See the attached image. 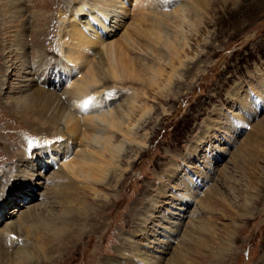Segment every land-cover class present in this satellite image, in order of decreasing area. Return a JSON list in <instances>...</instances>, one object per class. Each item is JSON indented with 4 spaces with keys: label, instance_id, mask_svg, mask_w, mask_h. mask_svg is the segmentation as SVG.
<instances>
[{
    "label": "rangeland",
    "instance_id": "obj_1",
    "mask_svg": "<svg viewBox=\"0 0 264 264\" xmlns=\"http://www.w3.org/2000/svg\"><path fill=\"white\" fill-rule=\"evenodd\" d=\"M21 1L25 3L28 19L30 18L28 24L31 25V19L34 18L40 26L43 25V35L40 33L38 38L45 40L44 47L50 52L54 50L57 53L58 27L65 17L59 16L58 12L69 14L71 8L75 7L74 1ZM3 3L5 0H0V19L9 21L8 16L1 14ZM208 3L209 6L196 27L188 23L182 27L187 43L182 62L184 66L197 63L198 67V71L194 70L190 76L180 77L179 83L183 87L173 88L175 91L182 89L183 96L178 101L170 100V97L158 101L152 97V93L147 95L149 99H146V103L150 110L140 122L142 124L146 121L145 124L136 122L130 127L138 133V140L146 139V142L144 145L133 144V149L127 150L125 160L115 172L118 183L101 190V199L96 201L92 196L82 195L88 205L92 206L93 212L97 213L94 215L96 221H91L86 228H81L79 233L71 236L61 254L54 251L49 253L47 259H41L35 264H111L112 260L123 264H140L138 257L132 253H126L131 259L124 263L123 252L119 249L117 251L127 239L133 240V251L144 248L147 252L139 259L159 257L155 248L170 242L168 253L159 258L161 264H167L174 249L183 253L185 263L190 261L199 264L201 251L192 246L193 242L188 238L187 241L183 235L184 230L189 227L190 218L195 227H208L207 232L195 236L196 243L201 238L205 246L213 248L210 261L206 264H264V127L261 128L262 123L264 125V0H209ZM181 4L188 6L190 0H177L173 7ZM132 5V2L125 5L127 12L120 15L122 19L118 21V27L111 20L110 23L104 21L105 26L109 23L107 33L112 34L113 38L121 37L131 22H134ZM117 12L120 14V11ZM74 14L79 19V26L86 29L87 15ZM7 24L4 26L0 22L1 75L5 70V63L10 59L6 55L7 48L16 40L13 28L7 29ZM87 31L89 38L93 37L92 30ZM25 37L28 38V33ZM27 42L32 44L31 37ZM25 59L30 66L39 64L36 53L29 49L25 52ZM21 61L22 59L19 62L17 59L16 65L7 69L4 74L5 85L0 87L1 105L7 106L18 98L21 95L18 86L23 85L25 78H30L22 68ZM71 66L69 68L73 67ZM184 66H177L179 73L185 72ZM80 76L76 75L73 80ZM188 83L193 84L189 92L183 89ZM56 85V92L60 94L61 88L58 83ZM65 86L70 88V82H65L61 87ZM45 89L51 91L53 86ZM236 100L243 104L239 105ZM4 116L5 119L0 118V143L8 144L14 156L24 153L28 155L33 150L37 152L49 143H54L52 140L49 143L44 141L45 135L40 128L26 126L7 114ZM6 126L10 129H5ZM207 136V143L201 146L198 154L192 156V149L200 146ZM61 140L63 139L60 138L59 141ZM246 140L249 142L248 146L255 149L253 151L259 150L260 154L257 153L258 158H254V161H248L250 164H245V159L240 157L241 149L246 148L243 146ZM69 153L65 161L53 154L45 156L46 161L52 164L45 170L37 168L33 172V185L30 184L33 189L28 198H21L19 195L15 204L7 207L5 215L0 214V232L30 205L37 212H44L45 208L41 203L46 190L42 186L43 177L49 179L51 172L72 161L74 155ZM9 161L3 158L0 160V205L4 198H14L21 182V178H16V182L11 179L8 181V172L4 176V172L13 169L15 159L6 163ZM129 164H133L131 170L127 166ZM24 171L29 173L27 169ZM167 174H171L170 179L161 182L160 178ZM14 175L16 173L13 177ZM181 179L197 186L195 198L190 199L185 195ZM254 183L257 184L256 189H253ZM149 185L153 188L141 200L142 191ZM14 190L15 193H12ZM157 190L163 193L158 196ZM182 199L187 201V213L183 218L180 216V232L174 240H170L166 238L170 233L165 229L169 228V221L171 223L178 218V209L181 207L174 205ZM203 199L208 204L206 209L199 204ZM155 200L158 202L154 203ZM246 200H249L248 203ZM145 203L153 212V217L147 222L148 215H143L140 221H136L135 214L130 216L131 212H136ZM246 209L249 211L247 214ZM49 210L54 211L51 221L63 216L57 206ZM127 222L129 225L124 229ZM136 222L143 223L141 227H144L145 235H131ZM79 235H82L81 239ZM157 240L161 242L160 245L156 243ZM219 241L228 243L226 252L222 251L223 255L219 253L222 248L218 246ZM45 243L48 250L55 248L53 242ZM188 247L191 250L190 258L187 255ZM206 251L204 252L208 254ZM185 255L190 260L185 259Z\"/></svg>",
    "mask_w": 264,
    "mask_h": 264
},
{
    "label": "bare ground",
    "instance_id": "obj_2",
    "mask_svg": "<svg viewBox=\"0 0 264 264\" xmlns=\"http://www.w3.org/2000/svg\"><path fill=\"white\" fill-rule=\"evenodd\" d=\"M73 1L75 7L71 8L69 14L58 12L59 16L65 15V17L58 27L57 53L54 50L50 52L44 47L45 40L41 41L40 37L38 38L43 25L40 26L34 18L31 19V25L28 24L30 18L28 19L24 2L5 0V3L1 4V14L8 16L10 20L4 21L2 18L0 22L4 26L9 23L7 29L13 28L16 40L11 47L7 48L6 55L10 59L5 63L2 75L0 74L2 77L0 78V87L5 85L4 74L7 69L13 68L17 59L18 62L22 59L21 66L26 71L25 73L30 75V78H25L23 85L18 86V92L21 94L18 98L7 106L0 103V118L5 119L4 115L7 114L10 118H15L26 126L40 128L45 135L44 141L49 143L52 140L54 143H49L40 151L33 150L28 155L24 153L16 156L11 153L8 144L0 143V160L3 158L5 161L13 162L15 159L12 163L13 169L4 172V176L8 172L6 176L8 181L11 179L15 182L16 178H21L18 193H15L17 190L15 189L12 192L15 193L14 198L11 196L4 198L0 205V214L5 215L7 207L10 204H15L19 195L21 198H28V194L33 189L31 186L33 185L31 176L35 175L33 172L37 168L45 170L52 164L46 161V155L53 154L65 161L69 152H72L74 159L63 163L64 166L57 171L51 172L52 175H49V179L43 177L42 184L44 185L42 186H45L46 190L42 195L41 203L45 208L44 212H37L33 209V205H30L26 211L19 212V217L15 221L9 222L10 224L5 225V228L1 230L0 264H35L41 259H47L49 253L54 251L61 254L64 245L69 242L71 236L79 233L81 228H86L88 223L95 220L96 216L94 215H97L82 195L92 196V199L95 198L96 201L101 199L99 198L101 190L106 187L111 188L112 184L118 183L115 172L125 160L127 150L131 151L134 147L133 144L143 143L142 145H144L146 142V139L138 140L136 135L138 133L136 130H131L130 127L132 123H140L147 116L150 110L146 103V99H149L147 95L152 93L154 95L152 97L158 101L168 97L170 100L178 101L183 96V90L175 91L173 88L183 87V84L179 83L180 77L190 76L198 68L197 63L184 66L182 62V57L185 56L183 55L185 54L184 49L187 46L182 27L186 23L196 27L201 15L209 6V0H190V5L181 4L175 8L173 6L177 0ZM130 2L133 3L132 11L135 20L131 22L121 37L113 38L112 34L107 33L109 20L118 27V21L122 19L120 15L127 12L125 5ZM172 7L173 9L168 11ZM74 11L76 15L78 13L87 15L86 29L79 26V19L77 20ZM117 11H120V14ZM104 21L105 23L109 22L108 26H105ZM88 29L93 32L91 38H89ZM26 33H28V38L31 37L32 44L27 42ZM41 35L43 34L41 33ZM27 49L36 53L37 62H39L37 66H30L27 63L25 59ZM69 65L73 67L69 68ZM177 66H184L185 72H180V74ZM76 75L81 76L79 79L73 80ZM64 81L67 84L70 82V88L61 87L65 83ZM56 83L61 88L60 94L56 92ZM38 85L39 87H37ZM192 85L188 83L183 89L189 92ZM48 86H53V90L45 89ZM86 101H90L87 106H85ZM236 101L238 102V100ZM238 103L239 105L243 104L240 101ZM145 122L140 124L143 125ZM262 125L261 128L264 127ZM5 129L10 128L6 126ZM60 138L63 140L59 141ZM65 138L66 140H64ZM207 139L208 136L202 140L200 146L192 149V156L199 153L201 146L207 143ZM204 140L206 141L203 143ZM248 143V140L243 143L246 148L241 149L242 155H240L243 160L245 159V164H250L248 161L251 162L254 161V158H258L257 153L259 152V150L253 151L255 149L252 150ZM10 161L6 163H10ZM127 166H130L131 170L133 164ZM23 168L27 169L29 173L25 172ZM15 173L16 175L13 177ZM156 176L158 177V175ZM170 177L171 174H167L158 178L164 182ZM181 182L185 189V195L190 199L195 198L197 186L183 179ZM152 188V185H149L142 191L141 200ZM256 188L257 184L254 183L253 189ZM161 193L163 192L157 190L158 196ZM246 201L248 203L249 200ZM157 202V200L154 201V203ZM199 204L204 208L208 206L204 199L200 200ZM186 205L187 201L184 199L174 205L181 208L178 209L180 211L176 221L171 223L169 221V228L165 230L170 234L166 238L174 240L180 232L179 227L182 223L179 218L180 216L183 218L187 213ZM55 206L62 211L63 216L55 219L56 221H51L50 218L53 217L54 211L49 209ZM245 212V214L249 213L247 209ZM131 213L130 216L135 214L136 221H140L143 215H148L147 222L153 217V212L147 207V204ZM127 223L123 226L124 229L129 225ZM134 226L132 236L145 235L144 227H141L143 223L136 222ZM207 228V226L195 227L190 218L189 227L183 232L184 238L192 241V246L203 254H200L199 264L208 263L212 254L213 248L205 246L206 244H203L201 238L198 243L195 242L197 239L195 236L207 232ZM81 237L82 235L80 239ZM132 241L127 239L121 244V247L117 248V251L119 249L125 256L124 263L127 259H131L126 253H132L138 257L137 261H140V264H161L159 258H163L162 255L167 254L169 250L170 242L161 246L159 244L161 242L157 240L156 243L160 246L156 247L155 251L160 256L139 259L147 252L144 248L133 251L134 243ZM19 242L22 243L19 244ZM45 242L49 244L53 242L55 248L51 247L48 250ZM219 242L218 246L222 247L219 249V253L223 255L229 242ZM205 250L208 254L204 252ZM190 251V248L187 249L189 258ZM204 254H206V258ZM153 259L155 260L153 261ZM185 259H188L186 255ZM110 263L123 264L117 260H112ZM167 264L196 263L190 261L185 263L183 253L174 249Z\"/></svg>",
    "mask_w": 264,
    "mask_h": 264
},
{
    "label": "snow or ice",
    "instance_id": "obj_3",
    "mask_svg": "<svg viewBox=\"0 0 264 264\" xmlns=\"http://www.w3.org/2000/svg\"><path fill=\"white\" fill-rule=\"evenodd\" d=\"M90 103V101H86L85 102V106H87L88 104ZM32 145H31V143H30V147H31Z\"/></svg>",
    "mask_w": 264,
    "mask_h": 264
}]
</instances>
